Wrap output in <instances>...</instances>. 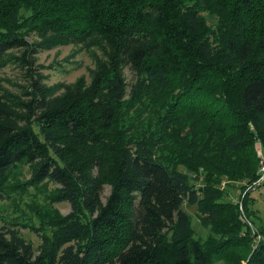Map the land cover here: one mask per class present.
Segmentation results:
<instances>
[{
    "label": "trees",
    "instance_id": "1",
    "mask_svg": "<svg viewBox=\"0 0 264 264\" xmlns=\"http://www.w3.org/2000/svg\"><path fill=\"white\" fill-rule=\"evenodd\" d=\"M94 42L105 56L88 82L33 71L25 97L0 85V198L53 183L30 205L36 224L0 225V264H264V218L249 206L264 184V0H0V67Z\"/></svg>",
    "mask_w": 264,
    "mask_h": 264
},
{
    "label": "rangeland",
    "instance_id": "2",
    "mask_svg": "<svg viewBox=\"0 0 264 264\" xmlns=\"http://www.w3.org/2000/svg\"><path fill=\"white\" fill-rule=\"evenodd\" d=\"M206 22L213 24L215 17L211 14L203 12ZM28 41L38 40L39 36L36 33H30L26 36ZM104 44L94 42L92 44H74V43H60L49 48H43L37 51L33 56L29 66L23 60L16 58L15 60L7 61L0 67V85L5 89L17 94L20 97H25L23 91L27 86L30 75L29 72L36 71L42 75V82L46 85L54 82L71 83L79 75H82L86 82L91 76V70L94 67L95 55L97 57H104ZM22 48L14 47L9 49L11 54L20 55ZM125 79L130 81L132 79V71L127 65L122 69ZM60 91V90H58ZM257 146V145H256ZM260 151V150H259ZM257 153V151H256ZM259 155V152L258 154ZM184 170L182 167H180ZM16 175L19 179H25L29 175L28 164H19L16 170ZM188 175L192 173L187 172ZM264 178V173L258 176L255 182ZM225 181L222 178L221 183ZM189 182L195 186L200 183L199 177H190ZM41 186L33 188L28 187L24 192H12L7 197L0 198V225H9L10 221H28L29 219L35 224L37 219L31 213V204L42 203L45 201V193L53 186L51 182L40 184ZM238 183H230L227 186V193L224 199L236 200L239 191ZM108 185H104L101 190V200H104L105 195L108 193ZM249 206L256 212V214L264 218V184H259L250 190ZM31 205V206H30ZM53 206L64 214L69 210V204L66 201H58L53 203ZM191 219V225L194 230V235L203 238L208 233V227L202 226L196 214L195 206L183 201L181 205ZM15 227L20 229L23 237L31 242L33 248H36L40 237L35 232L29 230L27 227H21L18 223L14 224ZM253 228L255 224L251 225ZM216 262L222 263L221 259Z\"/></svg>",
    "mask_w": 264,
    "mask_h": 264
},
{
    "label": "built area",
    "instance_id": "3",
    "mask_svg": "<svg viewBox=\"0 0 264 264\" xmlns=\"http://www.w3.org/2000/svg\"><path fill=\"white\" fill-rule=\"evenodd\" d=\"M259 146L257 145L256 146V151H257V154L259 152V161H258V166H259V170H260V173L261 175L264 173V153H262L261 151H259Z\"/></svg>",
    "mask_w": 264,
    "mask_h": 264
}]
</instances>
